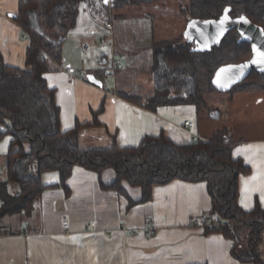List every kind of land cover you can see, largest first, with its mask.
I'll return each instance as SVG.
<instances>
[{
    "label": "crops",
    "instance_id": "0c3cea01",
    "mask_svg": "<svg viewBox=\"0 0 264 264\" xmlns=\"http://www.w3.org/2000/svg\"><path fill=\"white\" fill-rule=\"evenodd\" d=\"M20 3L0 0V53L6 66L25 69L31 43L15 20ZM179 7L176 0L118 10L110 0L80 6L76 26L63 41L62 66L45 74L56 91L61 128L80 126L78 142L85 150L137 147L146 136L186 145L195 136L204 141L226 131L235 143L234 159L249 169L238 178L239 205L247 213L264 210V126L253 125L264 122V91L210 93L218 98L204 125L193 105L146 107L154 97L155 43L180 39L200 51L213 45L208 27ZM89 76L104 85L92 84ZM187 121L193 128H185ZM11 140L0 138V182L8 180ZM73 170L68 189L53 187L60 183L59 172L43 174L48 189L32 213L3 220L0 264H255L235 258V242L223 233L207 231L212 198L206 182L176 180L155 187L151 201L130 208L127 197L102 187L116 179L113 169L102 175L82 166ZM124 185L133 200L141 199L140 189ZM150 228L155 234L147 237ZM257 251L264 261L262 242Z\"/></svg>",
    "mask_w": 264,
    "mask_h": 264
},
{
    "label": "trees",
    "instance_id": "16d2710c",
    "mask_svg": "<svg viewBox=\"0 0 264 264\" xmlns=\"http://www.w3.org/2000/svg\"><path fill=\"white\" fill-rule=\"evenodd\" d=\"M90 0H21L16 22L30 39L26 68L6 66L0 53V138L10 136L7 155L8 180L0 182V229L6 217L31 214L48 187L42 175L57 171L58 186L66 182L76 166L99 175L113 169L116 179L103 184L129 200V207L152 200L155 187L176 180L207 183L212 198L208 232L223 233L235 242L233 256L242 262L264 264L257 249L264 231V210L257 207L245 212L239 205V176L248 174L241 160H235V143L226 131L209 140L179 145L164 136H146L137 147L113 146L82 149L78 139L81 127L63 131L56 91L47 85L45 74L58 72L62 66L63 41L76 26L80 6ZM113 10L130 5L171 0H110ZM180 6L182 15L197 22H214L227 15L231 20L244 17L264 30V0H188ZM209 51H195L180 39L155 43L153 48L154 97L146 107L193 105L199 113L208 109L207 94L218 90L213 79L225 66L244 63L252 57L251 44L242 41L236 29ZM264 91V72H253L229 93ZM214 111H211L212 113ZM141 191L133 200L125 188ZM14 188L17 192H14ZM246 243L244 251H239ZM243 248V247H242Z\"/></svg>",
    "mask_w": 264,
    "mask_h": 264
},
{
    "label": "water",
    "instance_id": "95a60500",
    "mask_svg": "<svg viewBox=\"0 0 264 264\" xmlns=\"http://www.w3.org/2000/svg\"><path fill=\"white\" fill-rule=\"evenodd\" d=\"M225 17H227V19H225ZM201 23L208 27L207 33L211 35L210 37H212L213 40V45L211 47L201 51H209L213 46H215V44H218L224 38L223 36L229 32V30L232 29L238 30L242 34L244 38L243 40L251 43L253 50L252 57L249 60H246L244 63L238 65L225 66L216 73V76L213 79V84L218 90L222 92H229L236 84L245 80V78L253 72H264V56L258 55V53L264 54V32L262 28L253 25L245 18L243 20H231L227 15H224L218 21ZM217 25L218 27L214 30L213 26L215 27ZM246 25L252 29L253 32L250 31L247 33L245 29ZM88 80L98 87H102L104 85L94 76H89Z\"/></svg>",
    "mask_w": 264,
    "mask_h": 264
},
{
    "label": "rangeland",
    "instance_id": "374dc122",
    "mask_svg": "<svg viewBox=\"0 0 264 264\" xmlns=\"http://www.w3.org/2000/svg\"><path fill=\"white\" fill-rule=\"evenodd\" d=\"M176 1H179L180 2V6H183V5H185V4H189V1L188 0H176ZM146 9H147V7H146ZM149 9V8H148ZM152 10H153V8H151ZM179 9H180V7H179ZM131 11L132 12H134V13H142V9H140V10H136L135 11V9H131ZM218 27V25L217 26H213V29L215 30V28H217ZM226 93H228L229 94V92H226ZM218 96V95H217ZM217 96H211L210 94H207V97H206V99H207V104H208V106L207 107H209V108H212V107H214L215 105H216V103H214V102H212V100L213 99H217L218 97ZM217 103H219V105H222V103H221V101H217ZM229 108V107H228ZM230 109V108H229ZM208 110L209 109H205V110H203V112H202V114H201V116H200V121H201V123L204 125L205 124V122H206V115H208ZM216 127H218V126H220L221 124L220 123H215L214 124ZM254 126H258V127H261V126H264V122H262V121H257V124H253ZM263 236H264V234H263ZM263 239H264V237H263ZM261 242L263 243V246H264V242H263V240H260V243H259V245L261 244ZM246 244V243H245ZM239 251H244V249L242 248V247H240L239 248ZM245 252V251H244Z\"/></svg>",
    "mask_w": 264,
    "mask_h": 264
},
{
    "label": "built area",
    "instance_id": "2783aa9c",
    "mask_svg": "<svg viewBox=\"0 0 264 264\" xmlns=\"http://www.w3.org/2000/svg\"><path fill=\"white\" fill-rule=\"evenodd\" d=\"M109 26V28H111L112 26H110V25H108ZM185 125V128H187V129H189V128H193V126H194V124L192 123V122H190V121H187V122H185L184 123ZM194 140L195 141H201V142H203V140H201V139H199V138H197L196 136L194 137ZM35 206V204H33V207ZM64 228L65 229H69V225L68 224H65L64 225ZM155 234V231H154V229H152V228H150L147 232H146V236L147 237H149V236H152V235H154Z\"/></svg>",
    "mask_w": 264,
    "mask_h": 264
},
{
    "label": "flooded vegetation",
    "instance_id": "af4514ba",
    "mask_svg": "<svg viewBox=\"0 0 264 264\" xmlns=\"http://www.w3.org/2000/svg\"><path fill=\"white\" fill-rule=\"evenodd\" d=\"M244 19V17H242V18H240L239 20H243ZM246 32L248 33V32H250V31H252L253 32V30L252 29H250L247 25H246ZM239 32V31H238ZM263 32H264V30H263ZM239 34H240V36H241V40L242 41H246V40H243L244 38H243V36H242V34L239 32ZM251 44V43H250Z\"/></svg>",
    "mask_w": 264,
    "mask_h": 264
},
{
    "label": "snow or ice",
    "instance_id": "6c2138e0",
    "mask_svg": "<svg viewBox=\"0 0 264 264\" xmlns=\"http://www.w3.org/2000/svg\"><path fill=\"white\" fill-rule=\"evenodd\" d=\"M225 19H227V17H225ZM223 23V22H222ZM258 55H262V56H264V54H260V53H258ZM225 71H227V70H225Z\"/></svg>",
    "mask_w": 264,
    "mask_h": 264
}]
</instances>
